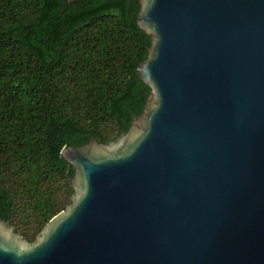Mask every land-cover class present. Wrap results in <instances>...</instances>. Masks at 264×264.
<instances>
[{
    "label": "water",
    "instance_id": "water-1",
    "mask_svg": "<svg viewBox=\"0 0 264 264\" xmlns=\"http://www.w3.org/2000/svg\"><path fill=\"white\" fill-rule=\"evenodd\" d=\"M139 5L141 115L61 151L72 202L33 243L0 218V264H264V0Z\"/></svg>",
    "mask_w": 264,
    "mask_h": 264
},
{
    "label": "trees",
    "instance_id": "trees-1",
    "mask_svg": "<svg viewBox=\"0 0 264 264\" xmlns=\"http://www.w3.org/2000/svg\"><path fill=\"white\" fill-rule=\"evenodd\" d=\"M139 0H0V218L27 243L72 202L65 147L109 144L150 89Z\"/></svg>",
    "mask_w": 264,
    "mask_h": 264
}]
</instances>
